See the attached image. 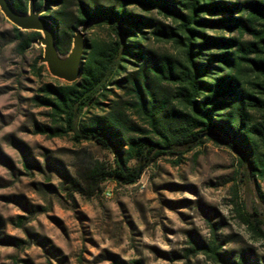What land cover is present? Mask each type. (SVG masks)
<instances>
[{"label":"trees","instance_id":"obj_1","mask_svg":"<svg viewBox=\"0 0 264 264\" xmlns=\"http://www.w3.org/2000/svg\"><path fill=\"white\" fill-rule=\"evenodd\" d=\"M231 1L33 0L35 10L46 8L40 16L57 32L60 56L70 51L77 28L92 24L106 32L86 41L83 72L75 82L55 79L32 98L48 119L34 125L35 134L70 137L113 155L112 166L93 161L76 171L70 178L76 191L93 196L106 180L133 185L161 157L180 160L211 141L235 156L241 182L254 185L261 211L248 213L237 200L234 207L252 235L264 240L259 185L264 182V0ZM10 2L27 13L29 0ZM12 32L20 52L40 37L16 27ZM153 43L171 51L158 53ZM110 96L115 99L106 103ZM22 165L30 164L23 158ZM210 227L211 239H192L190 254L202 253L215 264H264L250 252L223 250L217 229ZM0 243L21 247L24 242L0 237Z\"/></svg>","mask_w":264,"mask_h":264},{"label":"rangeland","instance_id":"obj_2","mask_svg":"<svg viewBox=\"0 0 264 264\" xmlns=\"http://www.w3.org/2000/svg\"><path fill=\"white\" fill-rule=\"evenodd\" d=\"M245 1L250 0L231 2ZM13 27L0 12V237L24 243H0V264H111L112 257L124 264H215L187 251L192 239H211V224L226 252L264 258V240L252 235L234 207L237 200L248 213L261 211L255 187L241 182L235 156L211 141L180 160L161 157L133 185L106 180L93 196L76 191L70 183L76 171L93 161L112 166L113 155L70 137L34 133V125L48 119L32 98L56 78L45 65L34 72L43 47L34 42L20 52ZM82 32L86 41L106 33L92 24ZM152 49L171 51L164 43H153ZM259 185L264 192V182ZM107 189L110 197L104 196Z\"/></svg>","mask_w":264,"mask_h":264},{"label":"water","instance_id":"obj_3","mask_svg":"<svg viewBox=\"0 0 264 264\" xmlns=\"http://www.w3.org/2000/svg\"><path fill=\"white\" fill-rule=\"evenodd\" d=\"M45 10V7L35 10L33 0H29L27 13L21 14L14 9L10 0H0V12L14 27L42 34L36 44L43 47L40 62L46 66L48 73L64 82H75L82 75L85 63L83 52L87 45L82 32L84 26L81 30H74L70 51L65 57H60L56 46L57 32L40 16Z\"/></svg>","mask_w":264,"mask_h":264},{"label":"built area","instance_id":"obj_4","mask_svg":"<svg viewBox=\"0 0 264 264\" xmlns=\"http://www.w3.org/2000/svg\"><path fill=\"white\" fill-rule=\"evenodd\" d=\"M112 195V190H106L105 193H104V196L105 197H110Z\"/></svg>","mask_w":264,"mask_h":264}]
</instances>
